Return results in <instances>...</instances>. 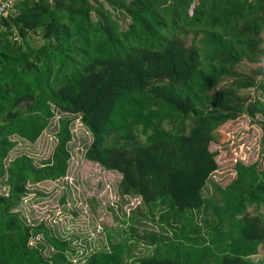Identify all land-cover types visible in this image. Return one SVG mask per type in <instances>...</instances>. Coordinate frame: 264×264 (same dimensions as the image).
I'll list each match as a JSON object with an SVG mask.
<instances>
[{"label":"trees","instance_id":"trees-1","mask_svg":"<svg viewBox=\"0 0 264 264\" xmlns=\"http://www.w3.org/2000/svg\"><path fill=\"white\" fill-rule=\"evenodd\" d=\"M109 8L129 18L124 29ZM37 30L43 41L32 45ZM263 32L264 0L14 2L0 20V264H71L67 242L13 211L27 180L64 175L69 119H58L41 166L26 155L3 162L9 136L33 142L51 107L78 116L91 136L84 157L119 173L118 193L137 195L157 216L159 229L142 238L150 254L136 264H254L264 223L247 207L264 204V165L236 161L228 183L203 190L217 167L209 144L221 124L258 114L264 144V99L239 93L258 86L264 95ZM242 60L256 66L243 73ZM38 233L54 250L49 257L28 244ZM123 258L115 243L84 264Z\"/></svg>","mask_w":264,"mask_h":264},{"label":"rangeland","instance_id":"rangeland-1","mask_svg":"<svg viewBox=\"0 0 264 264\" xmlns=\"http://www.w3.org/2000/svg\"><path fill=\"white\" fill-rule=\"evenodd\" d=\"M109 11L118 29L128 25L129 18L123 13L110 8ZM42 41L38 30L30 38L32 45H39ZM255 66L242 60L237 69L248 73ZM260 80L264 81V76ZM239 93L245 97L264 99L258 86L240 89ZM51 108L53 116L33 142L17 135L9 136L14 145L8 150L3 162L6 166L14 157L26 155L35 167L41 166L55 145L54 133L58 128V119L67 118L70 139L66 143L69 158L65 173L55 180H27L25 193L13 211L26 224H42L51 236L67 242L68 251L65 256L71 264H84L89 254L107 251L110 244L115 243L124 245L123 264H136L138 258L150 254L152 246L144 244L142 238L149 230L159 229L157 216L149 215L137 195L118 193L119 173L106 170L84 157L91 136L78 116ZM260 120L258 114L254 118L240 114L218 127L216 138L219 144H209V150L215 152L217 167L209 175L204 193L210 192L212 182L219 186L228 183L234 177L233 166L236 161L244 164L256 161L260 166L264 165V144L260 142L261 129L258 123ZM6 191L7 184L3 176L0 178V194H6ZM247 210L251 214L257 213L264 223V204L256 210L252 207H247ZM28 244L42 245L41 254L44 257L54 252L40 233L31 235ZM249 260L254 264H264V247L259 246Z\"/></svg>","mask_w":264,"mask_h":264},{"label":"built area","instance_id":"built-area-1","mask_svg":"<svg viewBox=\"0 0 264 264\" xmlns=\"http://www.w3.org/2000/svg\"><path fill=\"white\" fill-rule=\"evenodd\" d=\"M18 0H0V20L11 11L12 5Z\"/></svg>","mask_w":264,"mask_h":264}]
</instances>
